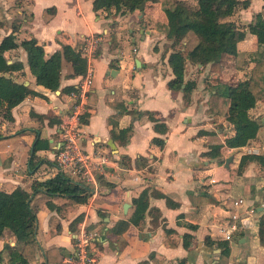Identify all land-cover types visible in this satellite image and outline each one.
Wrapping results in <instances>:
<instances>
[{
	"label": "crops",
	"instance_id": "obj_1",
	"mask_svg": "<svg viewBox=\"0 0 264 264\" xmlns=\"http://www.w3.org/2000/svg\"><path fill=\"white\" fill-rule=\"evenodd\" d=\"M174 1L195 5V0H153L143 2L141 10H105L94 9L92 0H0V38L8 33L16 43L34 38L44 58L63 44L76 48L83 36H99L90 59L92 83L84 96L80 145L94 165L100 158L104 162L94 166L90 180L71 169L60 170L53 159L58 123L79 75H72L70 63L61 58L58 85L51 91L35 83L27 51L20 45L6 51L8 62L21 64L11 77L29 91L8 114L0 115V190L20 187L30 193L36 218L30 264L58 262L71 252L79 228L98 233L90 244L91 264H174L180 259L183 264H264L255 216L243 213L244 206L251 207L262 195L264 166L248 160L238 169L243 154L264 160V96L248 110L259 123L254 137L228 147L224 141L233 131L223 116L224 97L215 93L218 85L247 76L252 62L246 56L257 47L255 36L246 31L235 55L203 64L185 60L182 80L192 81V87L184 99L181 88L167 86L173 77L167 62L172 46L163 8ZM263 7L264 0H248L225 19L246 24L256 12L264 16ZM195 42L188 30L174 47L185 51ZM34 143L42 145L32 152ZM57 172L90 188L83 202L63 214L47 207L46 201L60 204L64 196L41 189L31 193L34 182ZM141 192L146 201L142 218L121 228L119 220L127 221L131 199ZM238 196L244 206L233 210L240 218L249 216L251 224H240L225 240L227 256H220L219 248L205 240L218 239L226 201ZM4 244L17 246L6 229L0 235V264L7 260ZM51 247L61 250L46 262L44 251Z\"/></svg>",
	"mask_w": 264,
	"mask_h": 264
},
{
	"label": "trees",
	"instance_id": "obj_2",
	"mask_svg": "<svg viewBox=\"0 0 264 264\" xmlns=\"http://www.w3.org/2000/svg\"><path fill=\"white\" fill-rule=\"evenodd\" d=\"M153 0H92V7L109 10H117L120 6L135 8L140 2ZM248 0H195L194 6H188L181 1H174L163 8L166 16V36L172 46L167 57L168 65L173 77L168 80L167 86L182 90L183 98H187L192 87V81L182 80V70L185 60L197 61L200 64L216 61L221 55L236 54V43L243 39L247 31L255 36L257 47L250 55L252 62L247 76L243 80H237L231 84L218 85L215 93L224 97L223 116L232 127V134L225 138V145L238 147L246 144L256 133L259 123L252 118L248 110L264 96V16L256 12L252 20L246 24L235 23L225 19L240 7H245ZM264 8V7H263ZM192 31L196 36L194 45L185 51L175 48L184 34ZM20 45L28 52V69L36 84L49 90H55L58 85L60 59L68 61L72 75H80L84 71L85 58L80 47L73 48L63 44L60 51L43 57L42 47L34 38L14 41L12 33L0 38V115H6L9 108L18 103L29 91L21 82H16L11 77V72L21 68L19 61H9L7 50ZM182 84V86H181ZM69 88V87H68ZM41 143H34L32 152ZM45 145V144H43ZM248 160H255L264 166L263 158L258 154H243L238 162V169ZM41 189L47 195H62L66 200L60 204L46 201L49 208H54L63 214L65 208H71L79 202H83L89 195L90 188L80 181H75L61 172L34 182L31 193ZM261 199L264 201V185ZM29 195L20 187H15L9 192L0 190V235L7 230L14 238L17 246L3 245L7 251L6 264H30L34 259L35 239V213L29 206ZM133 210L127 221L119 224L125 227L127 223H137L143 215L146 207L144 193L141 192L131 199ZM256 206H259L256 204ZM252 207V204H251ZM261 209L256 218L258 241L264 246V209ZM236 232L233 231L229 238ZM186 234L182 236L184 238ZM206 245H214L219 248L220 256H227L228 246L225 240L216 239L213 242L205 240ZM183 245H185L183 240ZM61 248L51 247L46 249V262L55 260L53 255H58ZM183 259L174 264H183ZM43 264V263H41ZM215 264H222L217 260Z\"/></svg>",
	"mask_w": 264,
	"mask_h": 264
},
{
	"label": "built area",
	"instance_id": "obj_3",
	"mask_svg": "<svg viewBox=\"0 0 264 264\" xmlns=\"http://www.w3.org/2000/svg\"><path fill=\"white\" fill-rule=\"evenodd\" d=\"M99 43V36L86 35L81 38L80 50L85 58V66L76 83V91L70 92L71 102L66 112L58 123V143L53 159L56 166L61 169H71L77 172L85 180L92 178L94 166L100 167L104 158L93 164L91 158L82 149L80 140L83 138L81 130L82 116L86 110L84 96L91 87L92 68L90 59ZM244 206V199L240 196L228 198L226 201L227 216L223 224L218 227V239L227 240L230 234L240 226L238 212L233 210ZM253 212L252 207L244 206L243 213ZM245 217V216H243ZM98 236L95 229L79 228L73 238L72 250L54 264H91L94 255L90 244Z\"/></svg>",
	"mask_w": 264,
	"mask_h": 264
},
{
	"label": "rangeland",
	"instance_id": "obj_4",
	"mask_svg": "<svg viewBox=\"0 0 264 264\" xmlns=\"http://www.w3.org/2000/svg\"><path fill=\"white\" fill-rule=\"evenodd\" d=\"M247 58L248 57H250V55H247L246 56ZM243 60L245 61L246 59H244L243 58ZM245 78V77H244ZM244 78H242L241 80H243ZM235 82V81H234ZM231 83H233V82H231ZM230 83V84H231ZM256 191H254L253 193H255ZM256 204H258L259 206H263L264 207V201L261 199V197H257L256 199H255V202L252 204V209H253V214H254V218H255V220H254V218H253V223H257V220H256V216H258V214H259V211H260V209L261 208H259V209H257L256 207ZM264 209H262V211H263ZM239 219H240V217H239Z\"/></svg>",
	"mask_w": 264,
	"mask_h": 264
},
{
	"label": "water",
	"instance_id": "obj_5",
	"mask_svg": "<svg viewBox=\"0 0 264 264\" xmlns=\"http://www.w3.org/2000/svg\"><path fill=\"white\" fill-rule=\"evenodd\" d=\"M143 6V2H140L139 4L136 5V8L138 10H141ZM230 160V156H227L224 158L223 165L227 166L228 161ZM240 223L242 227H246L247 225L251 224L250 217L246 216L240 219Z\"/></svg>",
	"mask_w": 264,
	"mask_h": 264
}]
</instances>
